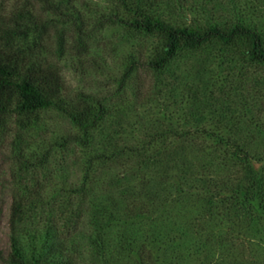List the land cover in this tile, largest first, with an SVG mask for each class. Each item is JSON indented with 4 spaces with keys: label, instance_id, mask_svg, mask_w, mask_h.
I'll use <instances>...</instances> for the list:
<instances>
[{
    "label": "rangeland",
    "instance_id": "374dc122",
    "mask_svg": "<svg viewBox=\"0 0 264 264\" xmlns=\"http://www.w3.org/2000/svg\"><path fill=\"white\" fill-rule=\"evenodd\" d=\"M41 1L0 0V17L7 22L13 13L27 10L32 21L43 20L48 29L44 59L58 68L66 97L98 99L111 110L123 111V119L111 114L109 121H119L133 139L139 134L137 121L182 124L185 104L176 107L170 97L158 96L155 76L145 65L159 43L131 31L126 20L142 11L174 26L203 27L208 21L241 17L264 32V0H46L50 6ZM61 36L63 54L56 51ZM78 38L80 49L73 46ZM196 59L188 61L193 66ZM133 61L143 67L120 89L124 68ZM204 79L213 104L226 117L221 135L232 138L228 127L236 125L237 137L250 145L249 155L262 159L251 164L264 178V67L223 58L207 65ZM216 121L214 114L200 126L216 131ZM38 122L22 130L12 114L0 123V264H8L12 198L16 191L27 195L32 190L40 193V203L27 207L22 223L26 246L59 247L77 264H101L91 260L92 211L97 204H110V194L94 188L84 202L77 204L73 197L68 201L61 191L79 184L82 153L74 144L64 152L59 139L74 128L51 110L39 114ZM231 174L224 169L208 176L222 179ZM111 196L117 209L131 212L126 215L129 222L107 230V264H264V184L260 194L229 187L173 188L168 200L154 208L145 200L132 203L119 200L116 193ZM120 240L126 250L118 248ZM62 255L56 257L62 261Z\"/></svg>",
    "mask_w": 264,
    "mask_h": 264
},
{
    "label": "trees",
    "instance_id": "16d2710c",
    "mask_svg": "<svg viewBox=\"0 0 264 264\" xmlns=\"http://www.w3.org/2000/svg\"><path fill=\"white\" fill-rule=\"evenodd\" d=\"M41 2L50 6L49 1ZM124 24L131 31L158 41L145 67L155 76L160 98L170 97L176 107L185 104L182 124L155 120L143 125L137 121L139 134L135 139L129 137L117 121L123 119V111L111 110L98 99L66 97L58 68L44 59L48 29L43 20L32 21L27 10L13 13L7 22L0 17V123L13 114L20 129L29 130L38 125L39 114L51 110L73 126V133L59 139L60 146L64 152L71 144L79 148L82 178L79 184L61 193L68 201L73 197L77 204L84 202L94 188L110 194L106 199L110 204H97L92 211L91 260L101 264H107V230L130 220L126 215L131 210L125 213L117 209L113 193L121 201L145 200L154 208L168 200L173 188L229 187L260 194L264 184V178L258 176L251 164L262 159L249 155L250 145L237 137L238 127H228L234 133L232 138L221 135L227 128L223 123L226 117L213 104L204 79L207 65L223 58L231 63L240 61L264 67V32L241 17L234 21H208L203 27H179L142 11ZM65 46L61 36L56 51L63 54ZM73 46L82 48L81 39ZM195 55L198 59L192 66L188 59ZM142 67L134 61L127 64L119 88L125 89ZM111 114L116 121H109ZM214 114L216 131L200 126ZM190 120L193 125H189ZM211 139L210 145L207 140ZM224 169L232 174L222 179L208 176L211 171ZM104 175L108 176L102 180ZM27 193L16 191L12 198L8 264H77L67 253L58 251L59 247L53 251L44 244L29 242L26 246L22 223L27 207L40 203L38 191ZM46 234L50 236L49 231ZM118 248L126 250L123 240ZM60 254H64L62 261L56 257Z\"/></svg>",
    "mask_w": 264,
    "mask_h": 264
}]
</instances>
